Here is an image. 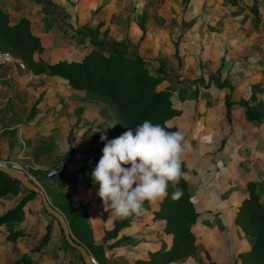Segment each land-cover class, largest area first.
I'll list each match as a JSON object with an SVG mask.
<instances>
[{
	"label": "crops",
	"instance_id": "obj_1",
	"mask_svg": "<svg viewBox=\"0 0 264 264\" xmlns=\"http://www.w3.org/2000/svg\"><path fill=\"white\" fill-rule=\"evenodd\" d=\"M245 5L257 7L259 14L256 16ZM0 8L12 23L23 17L31 21L32 32L41 36L46 51L41 58L51 63L69 59L65 52L51 48L62 28V15L45 14L42 5L29 4L28 0H0ZM140 15L146 23L177 18L173 14L159 16L149 5L141 8ZM184 23L182 37L176 27L172 31L164 25L158 28L147 24L140 56L153 60V69L164 64V70L170 73L162 88H174L173 98L181 114L170 123L191 146L182 161L199 212L194 226L196 237L200 232L218 238L228 230L245 235L236 217L248 196L249 182L260 181L264 188V113L260 124L248 120L244 108L234 109L228 119L225 101L231 97L232 102H247L249 106L252 101L264 103V0H190ZM159 60L163 61L159 64ZM72 130L74 135L70 137ZM126 131L111 99L75 90L62 78L36 75L29 68L20 70L13 65L0 69V158L10 156L30 173L65 167L64 174L70 181L67 194L89 205V236H84L95 246L111 247L123 237L141 236L155 244L152 246L164 240V250L168 249L172 238L164 232L165 222L154 219L161 199L146 201L132 225L116 240L105 243L115 223L124 218L110 217L105 211L97 195L99 184L92 179L94 169L85 168V162H99L106 143L101 141L102 135L110 141ZM70 148L74 153L70 161H65ZM25 196L10 195L1 200L19 198L9 212ZM37 203L36 198L24 208L20 221L0 227L4 230L0 249H9L3 253L4 261L17 263L32 255L50 225L51 239L58 236L52 217H45ZM215 241L216 246L225 242L224 238ZM240 244L243 242L234 247ZM124 248L123 243L114 246L118 251ZM46 250L47 246L40 253Z\"/></svg>",
	"mask_w": 264,
	"mask_h": 264
},
{
	"label": "trees",
	"instance_id": "obj_2",
	"mask_svg": "<svg viewBox=\"0 0 264 264\" xmlns=\"http://www.w3.org/2000/svg\"><path fill=\"white\" fill-rule=\"evenodd\" d=\"M251 10L256 16L259 14L257 7L250 5L243 6ZM11 48V53L18 59L25 62L36 75H47L59 77L68 82L75 90L87 91L111 99L117 106L119 119L127 129L135 132V127L145 120L153 124H160L168 131H178V127L170 122L181 114L176 108L173 87L162 88L168 80L170 73L163 68L153 69L154 61L146 59L137 53L123 51L121 49L104 53L99 45L93 44L91 50L84 54L79 60L64 59L57 62H47L41 56L46 51L42 45L39 34L32 32L31 21L23 17L18 22L12 23L6 11L0 8V49ZM10 52V51H9ZM37 56H40L37 58ZM226 118L230 119L232 111L236 108H244L248 120L257 124L263 123V114L260 112L264 103L250 105L247 102L234 103L231 97L225 101ZM261 114L262 117L259 115ZM74 150L70 148L65 156V161H70ZM98 160L89 159L85 162V168L94 169ZM130 167V165H125ZM61 167L60 175L66 172ZM183 176L175 187L171 184L168 187V195L161 199L159 209L154 213L155 220L165 222L164 232L171 236L172 244L168 249L157 250L152 253L149 259L140 258L137 264H172L187 260L197 250L196 234L194 226L197 223L199 212L195 206V200L190 191V185L185 177V163L182 161ZM32 175L41 180L42 171H31ZM69 183L60 184L65 188ZM177 189L181 191L179 199H172V194ZM264 188L260 181H251L248 184V196L242 201L236 222L243 233L253 240L250 254L259 261L264 262ZM26 194L19 204L7 214L0 217V227L12 225L20 221L25 212L24 208L32 203L39 195L34 191H28L22 183L0 171V198H7L10 195L18 196ZM89 205L73 200L68 194L64 195L59 205L60 212L66 218L72 235H78V244L86 249L87 241L84 235H88L87 217ZM136 215L124 218L116 222L112 232L105 237V243L116 240L120 232L130 227ZM60 225L55 217L52 223ZM60 233L64 236L60 226ZM52 237V225L43 240L33 249L32 255L25 256L16 264H33V253H39L44 249ZM89 240V239H88ZM91 240V239H90ZM129 240L123 237L116 244L117 246ZM65 246L66 264L68 258L75 256L76 264H85L78 250L71 247L63 237ZM115 244V245H116ZM111 247L101 246L97 252L92 253L100 264L106 249ZM88 252L91 253V251ZM67 256V257H66Z\"/></svg>",
	"mask_w": 264,
	"mask_h": 264
},
{
	"label": "rangeland",
	"instance_id": "obj_3",
	"mask_svg": "<svg viewBox=\"0 0 264 264\" xmlns=\"http://www.w3.org/2000/svg\"><path fill=\"white\" fill-rule=\"evenodd\" d=\"M28 2L29 4L34 3L42 5L45 14L53 13L55 16L62 15V28L59 30L58 40L51 46L52 51L65 52L69 60H79L84 54L91 50L94 43L99 45V48L104 53L121 49L140 55L142 44L147 38L145 30L147 24L149 26L154 25L158 28L160 25H164L166 29L172 31L173 28L176 27L180 30V35L182 37L185 31L184 26L186 25L184 23V14L188 9L190 0H28ZM230 4H233V2L230 1ZM146 5H149V8L159 16L173 14L176 15L177 18H167V20L162 23L154 22L151 19L149 23H146L140 15L141 8H146ZM76 17L77 20H75ZM74 23L76 25L75 27L73 26ZM228 37L231 36L229 35ZM172 41H175L174 37ZM177 44L179 45V43ZM6 50L12 52L11 48ZM178 54L179 49L177 50V59H179ZM162 61L163 60H159V64ZM161 68L164 69V64H161ZM252 103L253 105L257 104L253 101ZM262 111L263 114L264 107ZM259 115L262 117L261 114ZM73 135L74 133L72 130V132H70V137ZM220 145L222 144L220 143ZM0 164L24 174L35 187L45 193L51 205L60 212L59 205L62 203L64 195L67 194V187L62 189L59 185L62 183H70L65 176L66 174L60 175L62 166L55 168L58 174L52 180H49L46 176L48 171L43 172L41 180H36L30 173L28 167L13 161L10 156L0 158ZM18 199L10 198L9 200L3 201L0 198V215L6 211L8 212V209L11 208ZM37 201V205L39 209L43 211V215L49 218L48 214L44 212L40 196L37 197ZM53 226L54 232L58 233V236L50 239L47 250L44 253L39 252L33 254V264H66L63 241L64 236L60 233L59 224L53 222ZM3 231L4 230H0V241L3 239ZM225 234H223L224 236L215 238L212 235L207 236L197 232L198 244L195 254L190 256L187 260L172 264H264V262L259 261L248 252L253 245V240L250 237L234 230H228ZM72 236L77 242L78 235ZM223 238L225 242L223 243L222 241V246H216L215 240L219 239L221 241ZM128 239L129 240L123 243L125 248L122 250L118 251L114 250V248H107L104 257L101 258L102 263L137 264L138 259H149L151 253L155 251L154 249H164L167 245L166 242L162 240L159 246H152L155 244L148 242L145 237L141 236H130ZM242 242L243 244H240L239 248L234 247ZM86 246L89 251H91L89 254L94 263L100 264L92 253L97 252L98 248L101 246H95L92 242H88ZM88 249L86 250L88 251ZM6 252H9L8 248L4 247L0 249V264H16L15 261L3 260V253ZM68 261L67 264H76L75 256L69 257Z\"/></svg>",
	"mask_w": 264,
	"mask_h": 264
},
{
	"label": "clouds",
	"instance_id": "obj_4",
	"mask_svg": "<svg viewBox=\"0 0 264 264\" xmlns=\"http://www.w3.org/2000/svg\"><path fill=\"white\" fill-rule=\"evenodd\" d=\"M101 141L106 143L92 179L99 184L97 195L105 211L115 218L139 215L146 201L165 198L169 185L179 184L183 155L191 150L181 132L148 120L135 132L129 129L110 141L102 135ZM181 194L177 189L172 199Z\"/></svg>",
	"mask_w": 264,
	"mask_h": 264
},
{
	"label": "water",
	"instance_id": "obj_5",
	"mask_svg": "<svg viewBox=\"0 0 264 264\" xmlns=\"http://www.w3.org/2000/svg\"><path fill=\"white\" fill-rule=\"evenodd\" d=\"M0 171L3 172L4 174H6L7 176L13 178V179L19 180L22 183V185L28 191H34V192L38 193V195L41 197L43 207H44L45 211L47 212V214H49L51 217H55L58 220V222L60 223L61 228H62L63 233H64V237H65L66 241L68 242V244L71 247H73L79 251V253L81 254V256L85 262V264H95L93 259L90 256L89 252L85 249V247L82 246L81 244H78L74 240L64 215L61 214L59 211H57L51 205L47 196L45 195V193L42 190L35 187V185L31 181H29V179L24 174H22L16 170L9 169V168L5 167L4 165L0 164Z\"/></svg>",
	"mask_w": 264,
	"mask_h": 264
},
{
	"label": "built area",
	"instance_id": "obj_6",
	"mask_svg": "<svg viewBox=\"0 0 264 264\" xmlns=\"http://www.w3.org/2000/svg\"><path fill=\"white\" fill-rule=\"evenodd\" d=\"M13 65H17L20 70L27 69V65L25 64V62L15 57L11 52L0 49V69ZM57 174V170L53 169L49 170L46 176L48 179H53Z\"/></svg>",
	"mask_w": 264,
	"mask_h": 264
}]
</instances>
